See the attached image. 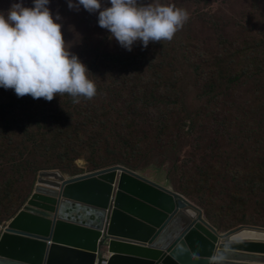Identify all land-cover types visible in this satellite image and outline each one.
<instances>
[{"label": "trees", "instance_id": "1", "mask_svg": "<svg viewBox=\"0 0 264 264\" xmlns=\"http://www.w3.org/2000/svg\"><path fill=\"white\" fill-rule=\"evenodd\" d=\"M101 2L110 6L108 0ZM227 2L196 0L195 13L186 8L189 19L171 41L150 42L147 48L136 43L129 52L114 40L118 50H97L118 84L100 82L91 66L87 76L97 87L91 100L81 97L73 103L63 94L48 102L20 98L0 87V174L12 170L14 175L0 194V205L9 207L7 215L21 209L12 205L17 182L44 169L64 173L86 149L99 153L108 146L107 135L116 128H128L120 133L127 141L123 154L167 166L169 185L201 208L216 229L221 212L245 211L253 195L264 194V32L232 28ZM84 11L91 23L98 22V12ZM191 22L232 42L222 43L218 52L200 53L193 64L183 63L196 42L185 35ZM165 87L174 98L160 100ZM18 111H27L30 120H20ZM134 134L143 137L134 141ZM91 160V170L106 166Z\"/></svg>", "mask_w": 264, "mask_h": 264}, {"label": "water", "instance_id": "2", "mask_svg": "<svg viewBox=\"0 0 264 264\" xmlns=\"http://www.w3.org/2000/svg\"><path fill=\"white\" fill-rule=\"evenodd\" d=\"M238 244L264 247V228L220 232L183 194L125 165L49 169L0 226V264H264V253L229 251Z\"/></svg>", "mask_w": 264, "mask_h": 264}, {"label": "clouds", "instance_id": "3", "mask_svg": "<svg viewBox=\"0 0 264 264\" xmlns=\"http://www.w3.org/2000/svg\"><path fill=\"white\" fill-rule=\"evenodd\" d=\"M49 3L33 0L32 7H25L19 0L6 14L0 12V87L14 90L20 98L50 102L57 95L68 94L73 103H79L81 97L91 100L97 87L87 76V66L66 48L58 22L61 17L58 13L53 16ZM67 3L70 10L83 6L89 13L98 12V25L129 52L136 43L147 48L150 42L171 41L189 19L188 11L175 4L144 5L140 0H108L110 6H103L101 0ZM10 220L0 226L4 228ZM222 259L214 255L211 264H220Z\"/></svg>", "mask_w": 264, "mask_h": 264}, {"label": "rangeland", "instance_id": "4", "mask_svg": "<svg viewBox=\"0 0 264 264\" xmlns=\"http://www.w3.org/2000/svg\"><path fill=\"white\" fill-rule=\"evenodd\" d=\"M147 0H140V2H145ZM167 4H177L178 7L189 9L193 14L195 13V3L196 0H162ZM216 2H221L223 0H214ZM19 0H0V12L7 13L8 9L13 3H17ZM228 4L225 6L229 11L227 18L229 19V24L234 29L243 30L244 32H264V0H228ZM25 7H32L33 0L29 2H24ZM220 6V3H216ZM53 16L57 13L60 15L61 19L58 21L62 24V33L64 40L66 42V48L69 51L79 57V59L87 66L88 70L92 66L93 75L100 82H109L111 85H117V81L109 76L103 67V63L100 60L102 53H98L97 50H104L109 47L114 50H118L112 42L114 38H110V33L101 28L98 22H90L87 14L84 11L83 6H80L79 10L68 8L67 0L64 4L51 3L48 5ZM232 14H235L234 16ZM191 24L188 26L185 35L192 38L196 42L192 47V52H186L184 54L183 63L193 64L199 60V54L205 53L206 50L218 52L222 49V43L227 45L232 42L231 38H220L216 36L213 32L208 31V29L202 23L196 25ZM245 35V33H243ZM247 38L252 36L245 35ZM151 76H149L150 78ZM104 95H109V91L105 90ZM160 100H167L170 96L174 98V93L167 87L162 88L159 91ZM193 96V95H192ZM11 103L14 100H10ZM17 115L20 120H30V116L27 111H18ZM123 129L128 128H116L111 131L107 137L109 141L108 146H103L99 153L93 152L92 149H86L82 156L76 158L74 163L70 166H66L65 174L71 175L73 171H79L81 173L93 171L92 160L99 161L103 165L109 166L113 165L114 162H119L118 164H126L127 167L142 173L147 174L150 178L169 185L166 179L168 172V167L159 168L158 166L151 164L147 165V162L141 160L135 156H129L123 154L122 145L125 142L122 140L120 133ZM143 137L142 134H134L132 139L134 141L139 140ZM139 146H142L138 144ZM108 164V165H107ZM125 165V166H126ZM104 166V167H106ZM80 174V173H78ZM39 174H28L25 178L20 180L15 184L13 200L15 201L13 205L14 208H21L27 199L30 197L31 193L34 191L36 180ZM76 175V174H75ZM12 170H9L6 175L0 174V194H4L3 188L10 184V180L13 178ZM172 187L171 185H169ZM173 188V187H172ZM174 189V188H173ZM184 195V194H183ZM7 209L9 207H3L0 205V225L9 220L12 217L7 215ZM219 231L224 232L225 229H234L240 225L249 226H259L264 225V194H255L252 196L250 205L245 211L237 210L233 213L221 212L218 216V220L215 223Z\"/></svg>", "mask_w": 264, "mask_h": 264}, {"label": "bare ground", "instance_id": "5", "mask_svg": "<svg viewBox=\"0 0 264 264\" xmlns=\"http://www.w3.org/2000/svg\"><path fill=\"white\" fill-rule=\"evenodd\" d=\"M229 251L235 253H242V254L260 255L257 252L264 253V247H260L257 245L238 244V245H233L232 249Z\"/></svg>", "mask_w": 264, "mask_h": 264}, {"label": "crops", "instance_id": "6", "mask_svg": "<svg viewBox=\"0 0 264 264\" xmlns=\"http://www.w3.org/2000/svg\"><path fill=\"white\" fill-rule=\"evenodd\" d=\"M110 254L112 255V254H113V252H110Z\"/></svg>", "mask_w": 264, "mask_h": 264}]
</instances>
